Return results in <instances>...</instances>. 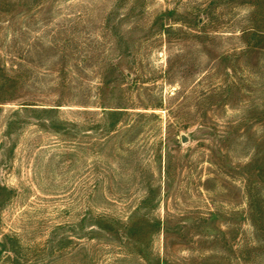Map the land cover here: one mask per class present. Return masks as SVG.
Here are the masks:
<instances>
[{
	"label": "rangeland",
	"instance_id": "rangeland-1",
	"mask_svg": "<svg viewBox=\"0 0 264 264\" xmlns=\"http://www.w3.org/2000/svg\"><path fill=\"white\" fill-rule=\"evenodd\" d=\"M0 264H264V0H0Z\"/></svg>",
	"mask_w": 264,
	"mask_h": 264
},
{
	"label": "water",
	"instance_id": "water-1",
	"mask_svg": "<svg viewBox=\"0 0 264 264\" xmlns=\"http://www.w3.org/2000/svg\"><path fill=\"white\" fill-rule=\"evenodd\" d=\"M182 140H183V138H182Z\"/></svg>",
	"mask_w": 264,
	"mask_h": 264
}]
</instances>
